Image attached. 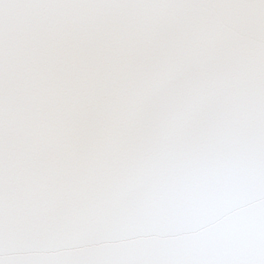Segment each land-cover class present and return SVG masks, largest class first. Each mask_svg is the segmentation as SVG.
I'll return each mask as SVG.
<instances>
[{
  "label": "snow or ice",
  "instance_id": "snow-or-ice-1",
  "mask_svg": "<svg viewBox=\"0 0 264 264\" xmlns=\"http://www.w3.org/2000/svg\"><path fill=\"white\" fill-rule=\"evenodd\" d=\"M0 264H264V0H0Z\"/></svg>",
  "mask_w": 264,
  "mask_h": 264
}]
</instances>
